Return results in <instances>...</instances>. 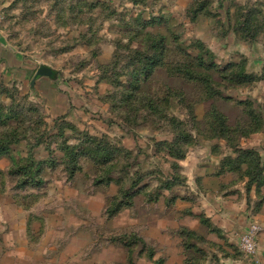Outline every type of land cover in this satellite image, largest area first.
Masks as SVG:
<instances>
[{
	"label": "rangeland",
	"instance_id": "1",
	"mask_svg": "<svg viewBox=\"0 0 264 264\" xmlns=\"http://www.w3.org/2000/svg\"><path fill=\"white\" fill-rule=\"evenodd\" d=\"M247 13L252 27L264 25V0H0V49L12 59L0 64V112L10 117L0 139H20L0 156V264H207L221 250L216 240L234 258L254 259L238 243L253 222L227 244L192 212L198 175L216 161L246 151L264 158V66L248 69L240 49L264 31L242 41L239 18ZM148 16L156 22L142 29L136 20ZM144 32L165 46L133 91L132 75L154 53ZM198 41L212 54L211 70L196 66L198 56L210 62ZM243 62L251 83L224 78V67ZM40 66L56 78L32 84ZM189 71L208 79L200 84ZM216 115L228 144L214 128ZM177 129L190 142L170 148ZM83 133L110 145L101 143L110 160L81 158L70 175L63 149L86 141ZM171 151L186 156L175 160ZM32 177L41 185L22 186ZM134 191L128 204L124 193Z\"/></svg>",
	"mask_w": 264,
	"mask_h": 264
},
{
	"label": "trees",
	"instance_id": "2",
	"mask_svg": "<svg viewBox=\"0 0 264 264\" xmlns=\"http://www.w3.org/2000/svg\"><path fill=\"white\" fill-rule=\"evenodd\" d=\"M140 2H143V0H130V3L133 4V6H138ZM200 8H202V6ZM200 8H196V10L193 11V13H195V19L197 18V15L201 13L199 11ZM196 12L198 14H196ZM146 20H148V22H145ZM146 20L144 18H138L136 21L140 22L142 29L150 25H153L156 22V19L150 16H148ZM239 20L241 21L239 31H241L240 35H241L242 41L244 42H248V43L254 42L255 39L261 34V32L264 31V25L260 24L257 27L256 26L252 27L251 22H250L252 20L250 16L248 15V13L245 15L244 14L240 15ZM142 36L147 41H150L151 43L154 42L152 43L153 45H151L154 53L153 55H150L151 56L150 58L147 57L142 61L144 64L141 67V71L139 73L137 72L132 75V81L130 83V87L132 88L133 91H136V89H138L141 80L144 81L151 75L153 69L157 66V63L161 60L163 56V51H164L163 46H165L163 42V37H157L147 32H144ZM195 48L198 49L199 52H204V54L207 55L206 60L207 58L210 60V62L206 64L201 58V56H198L197 59H194L197 61V64H196L197 68L199 69L205 68V71L213 69V67H215V64L211 62L210 58L212 57V54L210 53V51L206 50L203 47L201 41H198L195 43ZM243 63L244 65L241 68H238L236 70H229L231 68L229 66L224 67L225 68L224 72L228 74L224 78H227L231 83H234L237 86L247 85L251 83L253 80V77L249 73L246 72V69H245L246 63L245 62ZM237 70H240V72L236 73ZM189 74L192 79L202 78V80L199 79L201 82L200 84L205 83L208 79V76L198 71H189ZM196 75H199V76H196ZM132 86H134V88ZM9 119L10 117L8 113L0 112V124H1L0 126H6L9 123ZM214 120L216 122V125L214 124V128H219L218 133L220 136L221 134L220 132L225 129L224 127L225 121L219 115H216ZM173 124H174V128H178V126L175 123ZM69 128L73 131H76V129L73 127H69ZM260 129L261 127L259 126L258 129L253 130V133L259 132ZM177 132L179 135L175 137L174 141H172L170 144H167L168 147L177 149L179 146L178 144L180 143L189 144L190 141L188 142V139H189L188 135L186 133H183L180 129H177ZM83 136L86 141L79 140V142L74 145H65L63 149L64 154H63L62 164L64 165L65 169L69 171L70 175H72L74 169H78V166H79L78 160L81 158H87L91 162H94L96 164L97 163L104 164L106 163L107 160H108L107 161L108 163L110 160L109 157L106 159V157L104 156L105 152L103 151V148L101 147V143H103L102 145L104 146L106 145L108 148H111L109 147L110 145L104 142H99L98 139H97L98 141L95 140L94 138L90 137L89 134L83 133ZM220 138L225 140L227 144L229 143V140H228L229 138L228 139L223 138L222 136H220ZM19 141H20L19 137L18 138L12 137V139H6V140L0 139V156L8 152V148L10 145L15 144ZM241 153H244V155H239L236 158L226 157L220 160L218 169L215 175L220 176L226 173H231L233 175L232 182H235V183L246 180L245 193H246L247 205H249L250 203L249 202L250 192L254 190L255 195L258 199V201H256L257 203L255 202V208H258L264 203V195H263L264 158L260 157L258 154H256L253 151H246V152H241ZM169 156L173 157L175 160H183L186 156V151H183V152L179 151L177 152L176 155H173L171 151V154ZM40 166H41V163L39 162L38 163L39 169H40ZM21 172L23 174H27L29 173V170L26 167V170L21 171ZM30 180L32 181L23 182L22 186H25L26 184L31 183V182H32L31 184H35L36 186L41 185V181L40 182L34 181L33 177ZM136 193H137L136 191H134L133 194H131L130 192L124 193L125 199H128V204L130 201L129 198L135 195ZM122 206H123V203L119 202L117 203L115 208L108 209V213L109 214L113 213L119 210ZM199 221L200 223H202V225L207 226L211 231L220 234V230H218L217 228L215 230L211 222L207 218H205L203 215L199 216ZM185 232L191 234L189 231H185Z\"/></svg>",
	"mask_w": 264,
	"mask_h": 264
},
{
	"label": "crops",
	"instance_id": "3",
	"mask_svg": "<svg viewBox=\"0 0 264 264\" xmlns=\"http://www.w3.org/2000/svg\"><path fill=\"white\" fill-rule=\"evenodd\" d=\"M186 3L187 6L190 4L189 1ZM203 18L204 17H200L198 21H201ZM263 40L264 34L254 45L242 44L240 47L241 51L245 53L244 55L248 59V69H251V71L259 72L264 66ZM0 52V54L3 55L0 57V64L12 61L8 49H0ZM6 66L10 67V64ZM261 84L264 90V80ZM253 141L255 142V140ZM250 144H254L252 140H250ZM218 165L219 161H216L212 171L208 173V175H198V185H195V187L199 189V196L196 203L197 206L193 207L192 212L196 211V214L203 215L212 222L214 227L218 228L224 235L227 244H232L227 239L231 233L235 230H243L250 222L257 223L261 227V232L257 240V253L253 260H251L252 258L245 259L242 255L234 258L233 252L228 245H223V242L221 243L216 240V238H212L210 240H216V242H214L221 250H212L210 254L211 260L208 259L210 261L207 264H264V203L258 208H255V202L258 201V199L255 195V191L252 190L250 196L254 194V203L249 201L250 203L247 205L245 193L246 180L236 183L232 182L233 175L231 173L216 176L215 173L218 169ZM196 224H200L199 221L196 222ZM184 225L185 224L182 226Z\"/></svg>",
	"mask_w": 264,
	"mask_h": 264
},
{
	"label": "built area",
	"instance_id": "4",
	"mask_svg": "<svg viewBox=\"0 0 264 264\" xmlns=\"http://www.w3.org/2000/svg\"><path fill=\"white\" fill-rule=\"evenodd\" d=\"M260 232L261 227L257 223H252L238 236L239 248L246 256L252 257L257 253Z\"/></svg>",
	"mask_w": 264,
	"mask_h": 264
},
{
	"label": "water",
	"instance_id": "5",
	"mask_svg": "<svg viewBox=\"0 0 264 264\" xmlns=\"http://www.w3.org/2000/svg\"><path fill=\"white\" fill-rule=\"evenodd\" d=\"M40 78H48L54 80L56 78V73L48 67L40 66L35 73L32 84Z\"/></svg>",
	"mask_w": 264,
	"mask_h": 264
}]
</instances>
